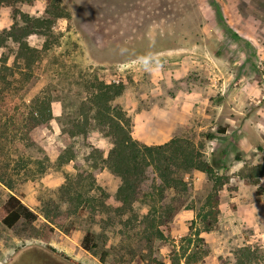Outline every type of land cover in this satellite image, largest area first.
Returning a JSON list of instances; mask_svg holds the SVG:
<instances>
[{"label":"rangeland","instance_id":"1","mask_svg":"<svg viewBox=\"0 0 264 264\" xmlns=\"http://www.w3.org/2000/svg\"><path fill=\"white\" fill-rule=\"evenodd\" d=\"M16 2L0 8V28L12 26L15 8L41 17L59 5L67 17L29 36L40 50L31 69L14 65L17 44L0 47L16 71L0 85V264L43 250L69 264H236L244 247L264 264V0ZM101 81L126 85L113 104L140 144L181 139L228 180L215 230H205L214 194L206 173L172 165L185 183L171 188L147 166L124 204L104 127L90 119L87 134L69 135ZM39 98L53 100L54 118L27 132ZM11 196L36 220L6 225ZM88 232L93 251L82 245Z\"/></svg>","mask_w":264,"mask_h":264},{"label":"trees","instance_id":"2","mask_svg":"<svg viewBox=\"0 0 264 264\" xmlns=\"http://www.w3.org/2000/svg\"><path fill=\"white\" fill-rule=\"evenodd\" d=\"M19 1V0H15ZM14 0H0V8L4 5H13ZM16 2V3H17ZM66 13L60 6L49 7L45 16H32L18 8L13 10L14 23L8 29L0 28V47L6 48L9 43L18 45V52L14 65L21 68L18 60L22 59L25 66L31 69L37 61L40 50L32 46L28 38L33 34L46 35L51 33V29L59 18H66ZM0 85L4 89L10 85V76H14V66L8 64L9 56L3 54L0 59ZM126 85L123 82H99L95 90L82 103V117L73 121V126L69 129L70 136L87 134L91 125L90 119L104 127L107 134L112 138L113 146L105 159L108 167L122 179V184L118 189L117 197L124 204H131L136 200L139 186L145 180V168L153 165L159 171V175L166 187L178 188L184 184V180L174 174L172 165L184 166L185 171L198 170L206 173L214 180V194L209 197L208 202L211 209L204 214L207 221L206 231L215 230L216 217L219 214V189L228 181L224 176L218 175L213 166L203 158V155L194 148L185 146L181 139L173 138L170 142L158 146L140 144L132 136L131 118L122 107L116 106L113 102L123 95ZM53 100L50 98H39L33 105L27 122V132L45 128L54 118L52 108ZM92 115V116H91ZM186 144H189L188 142ZM174 149V153L172 150ZM170 153V154H169ZM62 156L59 157L61 159ZM71 159V158H70ZM182 160V163H178ZM215 207V209H214ZM7 216L4 223L9 227L13 226L19 219L24 218L30 222L36 220L37 214L30 210L16 196H11L6 202ZM213 217L214 219H209ZM95 234L88 232L82 242L83 247L88 251H93L97 244L94 241ZM206 254L208 252L206 251ZM257 259L256 252L251 247L241 248L237 253L236 264H253ZM190 263L187 260V264ZM164 264V263H160Z\"/></svg>","mask_w":264,"mask_h":264},{"label":"flooded vegetation","instance_id":"3","mask_svg":"<svg viewBox=\"0 0 264 264\" xmlns=\"http://www.w3.org/2000/svg\"><path fill=\"white\" fill-rule=\"evenodd\" d=\"M31 255V259L25 263V264H69L67 262H64L57 254L52 255L51 253L44 251L39 252H32L29 254ZM26 258V257H25ZM22 256L18 258V261H21L23 259Z\"/></svg>","mask_w":264,"mask_h":264}]
</instances>
